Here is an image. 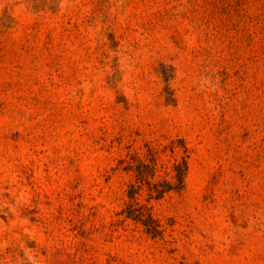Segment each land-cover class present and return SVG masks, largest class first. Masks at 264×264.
Wrapping results in <instances>:
<instances>
[{"label":"rangeland","instance_id":"1","mask_svg":"<svg viewBox=\"0 0 264 264\" xmlns=\"http://www.w3.org/2000/svg\"><path fill=\"white\" fill-rule=\"evenodd\" d=\"M0 264H264V0H0Z\"/></svg>","mask_w":264,"mask_h":264},{"label":"trees","instance_id":"2","mask_svg":"<svg viewBox=\"0 0 264 264\" xmlns=\"http://www.w3.org/2000/svg\"><path fill=\"white\" fill-rule=\"evenodd\" d=\"M186 172L185 163H176L173 165V180L174 184L169 185L168 183H158L155 186V192L158 194V198H161L165 192H168L170 190L177 191L183 187V180ZM129 216H135L138 218V220L143 224L145 229L148 232H156V229L153 225V222L151 220V217L148 216L145 219H142V216L140 214L135 215V212L129 210L128 211Z\"/></svg>","mask_w":264,"mask_h":264}]
</instances>
